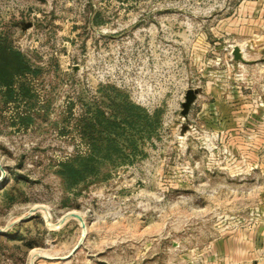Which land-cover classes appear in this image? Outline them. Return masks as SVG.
<instances>
[{"label": "rangeland", "instance_id": "374dc122", "mask_svg": "<svg viewBox=\"0 0 264 264\" xmlns=\"http://www.w3.org/2000/svg\"><path fill=\"white\" fill-rule=\"evenodd\" d=\"M2 49L0 264L233 263L210 244L264 199V0H0Z\"/></svg>", "mask_w": 264, "mask_h": 264}, {"label": "crops", "instance_id": "0c3cea01", "mask_svg": "<svg viewBox=\"0 0 264 264\" xmlns=\"http://www.w3.org/2000/svg\"><path fill=\"white\" fill-rule=\"evenodd\" d=\"M257 149L255 144L248 154L258 155L261 150L264 152V146L259 149V152ZM254 162H257V158ZM249 165L257 167L256 163L249 162ZM261 166L264 172V163L258 165V167ZM252 212L253 216L249 223L237 225L233 230L226 231L212 240L211 251L222 259L221 261L229 259L233 262L232 264H241V260H246L248 256L264 255V199Z\"/></svg>", "mask_w": 264, "mask_h": 264}, {"label": "trees", "instance_id": "16d2710c", "mask_svg": "<svg viewBox=\"0 0 264 264\" xmlns=\"http://www.w3.org/2000/svg\"><path fill=\"white\" fill-rule=\"evenodd\" d=\"M17 56V54H16ZM6 54H5V50L2 49L0 51V76L3 75L5 73V70H4V66H6ZM21 64L20 60L18 61H15V65H19ZM81 158H79L80 160ZM89 160H92V172H94L95 170V155L92 154V156H89L88 155V158H87V161ZM76 161V160H75ZM75 161H70V162H65V163H62V168L65 167L67 168L70 172H66L65 174L70 176V178L72 179L71 181L72 182H76V181H79L82 179V175H81V172H80V168H77L78 165H81V162L77 160V162L75 163ZM60 173H64L62 170ZM80 173V175H79Z\"/></svg>", "mask_w": 264, "mask_h": 264}, {"label": "water", "instance_id": "95a60500", "mask_svg": "<svg viewBox=\"0 0 264 264\" xmlns=\"http://www.w3.org/2000/svg\"><path fill=\"white\" fill-rule=\"evenodd\" d=\"M232 54H233V58L235 60H240V61L243 60L241 51L238 47H233ZM195 97H196V90H194V89H187L186 90L184 101L181 104V106H182L181 113L183 115H185L188 112V108H189L190 104L194 101Z\"/></svg>", "mask_w": 264, "mask_h": 264}]
</instances>
